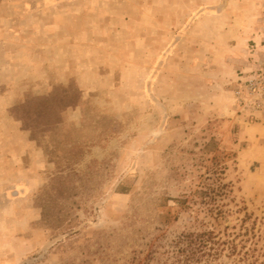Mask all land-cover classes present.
Returning a JSON list of instances; mask_svg holds the SVG:
<instances>
[{
    "label": "rangeland",
    "instance_id": "374dc122",
    "mask_svg": "<svg viewBox=\"0 0 264 264\" xmlns=\"http://www.w3.org/2000/svg\"><path fill=\"white\" fill-rule=\"evenodd\" d=\"M262 45L264 0H0V264H181L215 222L187 264H263L264 118L233 93Z\"/></svg>",
    "mask_w": 264,
    "mask_h": 264
},
{
    "label": "trees",
    "instance_id": "16d2710c",
    "mask_svg": "<svg viewBox=\"0 0 264 264\" xmlns=\"http://www.w3.org/2000/svg\"><path fill=\"white\" fill-rule=\"evenodd\" d=\"M218 180L215 186L207 184L205 189H201L197 192L199 197L203 200V207L206 212L213 217L214 220H218L221 215H225V211L221 208L220 199L226 195L225 187L226 185L220 181V177L215 178ZM186 201V199H184ZM208 207L206 208V206ZM188 206V205H187ZM204 209L201 210L203 211ZM200 223L203 226H207L211 221H205L201 219ZM224 235H227V231H221L217 229V222L214 224L211 223L208 228H203L201 231L187 232L182 234L177 239H175V244L178 245L176 254V259L181 260V264H187L190 262H196L204 254L211 255L213 250L226 241L223 238ZM184 243L182 245L180 243ZM255 247L244 252V257L247 259L254 258L257 260V255L255 254ZM182 256V259L179 256ZM264 264V261H262Z\"/></svg>",
    "mask_w": 264,
    "mask_h": 264
},
{
    "label": "built area",
    "instance_id": "2783aa9c",
    "mask_svg": "<svg viewBox=\"0 0 264 264\" xmlns=\"http://www.w3.org/2000/svg\"><path fill=\"white\" fill-rule=\"evenodd\" d=\"M250 58L237 75L233 93L240 111L264 118V45L252 50Z\"/></svg>",
    "mask_w": 264,
    "mask_h": 264
},
{
    "label": "crops",
    "instance_id": "0c3cea01",
    "mask_svg": "<svg viewBox=\"0 0 264 264\" xmlns=\"http://www.w3.org/2000/svg\"><path fill=\"white\" fill-rule=\"evenodd\" d=\"M246 65H247V64H246ZM246 65H245V66H246Z\"/></svg>",
    "mask_w": 264,
    "mask_h": 264
}]
</instances>
